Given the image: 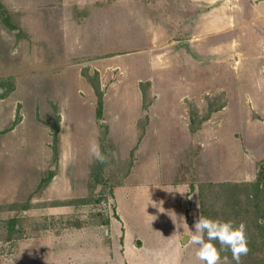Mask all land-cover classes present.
I'll use <instances>...</instances> for the list:
<instances>
[{"label":"rangeland","instance_id":"obj_1","mask_svg":"<svg viewBox=\"0 0 264 264\" xmlns=\"http://www.w3.org/2000/svg\"><path fill=\"white\" fill-rule=\"evenodd\" d=\"M221 3L229 23L186 54L204 1L0 0V264H126L110 227L124 184L131 247L145 251L131 264L165 262L203 214L243 222L240 264H264V0ZM211 44L223 62L207 61ZM93 140L106 160L91 190ZM147 173L175 204L139 189ZM184 255L201 264L193 246Z\"/></svg>","mask_w":264,"mask_h":264},{"label":"crops","instance_id":"obj_2","mask_svg":"<svg viewBox=\"0 0 264 264\" xmlns=\"http://www.w3.org/2000/svg\"><path fill=\"white\" fill-rule=\"evenodd\" d=\"M194 1H196V3L200 2V1H204V3H207L208 6H211V8L208 9L209 11H208L207 14H208L209 18H207L206 25L202 28L203 31L201 29V32L199 33L200 22L196 21V25H192L191 26V34H190L191 39H186V40L181 41V42L178 43V46H180L182 49H184L185 53L190 51V48L192 50L193 46L195 47L196 50H198L199 47L202 45V43H200V41H202L203 39L207 40V39L213 38V36L215 35L214 32H215L216 27L217 28L220 27L219 26L220 24L225 25V24L229 23V22L227 23V19L225 17V15H226L225 13L226 12H224L225 7L227 8V5H225L224 2L227 3L228 0H194ZM218 1H222V3H224V4H222V3L221 4L224 5V6H221V7L218 8L216 6ZM202 15H205V14H202ZM207 46H210V45H207ZM213 48H214V45L211 44L210 50H209V48L207 50V59H208L207 61L210 62L211 64H214V63H217V62H223L221 59H218V60L216 59V57H215L216 55L214 53V49ZM215 60H217V61L215 62ZM159 61H161L160 58H159ZM175 101H173V102H175ZM170 111L173 112L174 109L169 110V112ZM183 117H184V115L181 113V111H179L178 113H176L174 115L172 113L169 116L165 115V117L163 118L164 125L166 127H172V126L176 125V123L180 124V122H182V119L184 120ZM150 174H148V173H147V175L143 174L142 177L144 179L142 181L143 182L142 184L144 186L142 188H139V189L147 190L148 193L153 195L156 199H160V197H161V198H166L169 201V203L171 201L174 202V200L172 198L173 197L172 193H173V191H175V188L171 187V186L164 187V186H161V185H158V184L155 185L153 188H151L150 187V183L155 181V177H153ZM130 186H131V184H128V185L124 184V185L120 186L116 190L115 197H114V201H115V204H116V218H114V220L112 219L110 221V224H111L110 227H111L112 233L117 235V237L120 236V238L122 240V250H123L122 254H123V256L121 257V259L126 264H131L129 259H128V253H130V251H133L135 254H137V253L140 254L141 252H145V251L142 250L144 248L143 246H141V247H139L137 249L134 248V247H131L130 239L135 234L131 233L130 231H128V227L125 226L124 218L122 216L121 209H120L119 203H118L119 202L118 195L121 192L125 195L126 199L130 198V192L132 190V188ZM174 204H175V202H174ZM183 219L185 221L186 216ZM119 226H120V229L118 230ZM190 229H191V227H190ZM190 229H189V226H187L186 223H185V225H184V227L182 229H179V231L176 230V233H181V234L183 233L182 237H181V242L184 245L182 247H179L177 245L176 246H174V245L171 246V248H174V249L166 250L169 253H166V254L158 256V257L164 256L163 258H164L165 262L162 263V262L159 261V259L156 260V258H153V264H166L167 263L166 260H168L169 254L178 255V259H177L178 261L177 262L178 263L180 262L179 264H186L184 262L183 257L185 256L184 254H186L188 249H190L192 247V245L190 244V242H186V241H182V240L184 239L183 236L186 233H188L190 231ZM138 242L139 243H137V240H136V245L139 246L140 245V241H138ZM118 263L122 264L120 259L118 260Z\"/></svg>","mask_w":264,"mask_h":264},{"label":"clouds","instance_id":"obj_3","mask_svg":"<svg viewBox=\"0 0 264 264\" xmlns=\"http://www.w3.org/2000/svg\"><path fill=\"white\" fill-rule=\"evenodd\" d=\"M89 153L97 161L106 160L96 140L90 142ZM183 237H186L185 241L193 246L194 256L201 264H223L227 257H221L220 253L225 250L231 252L235 264H240L241 256L249 251L243 222L235 224L232 220L198 215L194 218L190 231ZM214 242H217L220 247L217 248Z\"/></svg>","mask_w":264,"mask_h":264},{"label":"trees","instance_id":"obj_4","mask_svg":"<svg viewBox=\"0 0 264 264\" xmlns=\"http://www.w3.org/2000/svg\"><path fill=\"white\" fill-rule=\"evenodd\" d=\"M98 105H99V107H101V102H98ZM102 153L106 156V152L104 150L102 151ZM103 166H104V162L96 161V163H95V165H94V167L92 169L91 175H90L91 179L94 180L91 183V186H92V187H90L91 190H94L96 188V184H98L100 182L99 181V172L101 171ZM52 176H53V173H49L46 179L50 180L52 178ZM256 189H257V187H256ZM257 226H258V228L260 230V234L264 237V220H263L262 224L261 223H257Z\"/></svg>","mask_w":264,"mask_h":264},{"label":"water","instance_id":"obj_5","mask_svg":"<svg viewBox=\"0 0 264 264\" xmlns=\"http://www.w3.org/2000/svg\"><path fill=\"white\" fill-rule=\"evenodd\" d=\"M1 15H3V13H1ZM185 239H186V237L182 241H185ZM137 243H139V242L137 241Z\"/></svg>","mask_w":264,"mask_h":264}]
</instances>
